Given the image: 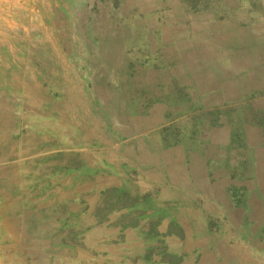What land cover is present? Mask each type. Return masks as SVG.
Segmentation results:
<instances>
[{
    "label": "crops",
    "instance_id": "obj_1",
    "mask_svg": "<svg viewBox=\"0 0 264 264\" xmlns=\"http://www.w3.org/2000/svg\"><path fill=\"white\" fill-rule=\"evenodd\" d=\"M260 18L264 0H0V161L34 133L13 160L38 170L0 177V264H42L60 233L66 264H264V69L231 52Z\"/></svg>",
    "mask_w": 264,
    "mask_h": 264
},
{
    "label": "rangeland",
    "instance_id": "obj_2",
    "mask_svg": "<svg viewBox=\"0 0 264 264\" xmlns=\"http://www.w3.org/2000/svg\"><path fill=\"white\" fill-rule=\"evenodd\" d=\"M218 4H219L220 9L225 8V6H222L221 3H218ZM224 20H226V19H224ZM257 20L258 19L252 20V23L255 26H257V25L259 26V24L263 25L261 18H260V21H257ZM258 26H257V28H258ZM240 29H242V28H240ZM240 29L235 28L236 32L241 31L243 33L236 34L234 40H235V45H242V49H240V50L239 49H232L231 52L232 51H235V52L244 51V52H242L243 54L239 55V56L245 58V63L248 64L249 67H251V68H255V65H257L255 68L256 70H258L257 68L260 67V65H258V63H261L262 64L261 66H263V67L260 69L263 70L264 69V32H261L259 28L254 29V31L252 29L250 32L248 31L249 30L248 28L242 29V30H240ZM219 30H221V32H224V30H227V29H226V26L223 25L221 27V29H219ZM247 31L251 34L247 33ZM219 40H220V42H219V46H220V44L223 40L222 34H220ZM246 46H249V48H247ZM228 51L229 50H227L226 48L220 47L217 50V54H218L219 61H220L219 64L214 63V66L208 67L209 69H213V71L218 76H227L228 70L231 71L232 68L238 67V62L235 65H232V63L226 64V62H227L226 58L228 57V54H227ZM207 52L208 53H211V52L215 53V50H214V48H210V49L207 48ZM234 56H235V59H240V57H238L237 55L234 54ZM223 58H224V60H223ZM3 59L5 62H7L9 64H11L13 61V60H9V59L6 60L5 57ZM221 61L223 63H221ZM197 66H199V65H197ZM61 67H62V70L64 71L65 76H67V65H62ZM252 72H254V71H252ZM5 74H6V71L3 69H0V76L5 75ZM203 78H202V81L204 82V86H205L206 83H208V81H207L208 76H203ZM224 82H225V80H224ZM77 86L79 87V85H77ZM83 86H84V83H83ZM81 87H82V85H81ZM1 108H2V106H1ZM1 115L2 114H0V134H2V132H3V129L1 127V124H2V122H1L2 116ZM158 115H159V113L156 112L155 113L156 120H157ZM31 134L28 133V135L23 136V139L20 143L16 141V143L14 145L9 146V152L7 153L6 156L9 157L10 160L0 161V177L1 176L4 177V176L9 175V174H11L14 177H18L20 179H22L24 177V180H25L24 182H27V185H28V180H30L31 178H27V177L30 174V172L38 171L35 168L36 161H34L33 159L23 160L24 158L21 159L20 161H18L19 159H17V160H13V159L15 157H17L18 155L21 156L22 153H28L31 150L30 148H33L35 146L34 145V141H35L34 133L32 136H31ZM24 137H26V138H24ZM24 145H27V147ZM93 154L94 153L92 152V155ZM42 161L44 162L42 165H44L45 163H46V165L48 164V162L46 160H42ZM57 162H58V160L52 161V163H57ZM69 164H71V163H69ZM14 177H13V179H15ZM2 185L3 184H0V186H2ZM0 190H4V189L2 188ZM27 227H28V230H30V232L34 233V231H36L35 220L34 219L30 220ZM50 236H51V233H50ZM46 240H44V246H47V248H45L43 250H47V251H44L47 253L46 254L47 256H45L43 258L42 264H66V262L64 261V259H65L64 255L67 253V251H70L71 241H66V240L62 241L61 240V233L60 234H54L53 240H50V241H46ZM75 242H77V241L75 240ZM56 252H58L60 254H58L56 257H49V256H51L50 255L51 253H56ZM66 261H67V258H66Z\"/></svg>",
    "mask_w": 264,
    "mask_h": 264
}]
</instances>
